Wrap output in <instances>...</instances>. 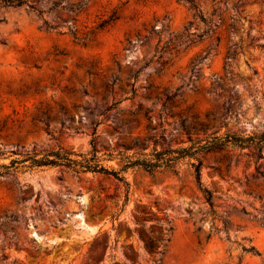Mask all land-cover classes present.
Listing matches in <instances>:
<instances>
[{
    "label": "rangeland",
    "instance_id": "1",
    "mask_svg": "<svg viewBox=\"0 0 264 264\" xmlns=\"http://www.w3.org/2000/svg\"><path fill=\"white\" fill-rule=\"evenodd\" d=\"M212 20L199 37L185 0H0V164L93 145L119 170L188 135L262 133L264 0ZM198 160L128 167L127 184L21 163L0 175V264H264V145Z\"/></svg>",
    "mask_w": 264,
    "mask_h": 264
},
{
    "label": "trees",
    "instance_id": "2",
    "mask_svg": "<svg viewBox=\"0 0 264 264\" xmlns=\"http://www.w3.org/2000/svg\"><path fill=\"white\" fill-rule=\"evenodd\" d=\"M189 7L194 11V16L198 18L203 23V28L197 34L199 37L208 34L210 30V25L213 20L212 17L216 15L219 4L223 0H212L211 10L209 14H205L204 11L200 8L196 0H185ZM22 1H17L15 5H20ZM189 23L188 25H190ZM194 33H190L189 27H184L183 32L179 37H189ZM76 37V36H75ZM208 139L201 143V140H193L188 135L189 145L176 147L171 149L156 150L153 149L150 157H140L136 158L133 161L125 164L121 169L115 170L109 167L104 166L101 163L100 158L96 154V149L92 145V149L87 153H77L72 150H62V151H51L43 154L41 157H36V155L26 156L23 159H11L8 164H0V175L9 173L12 170H15L21 163L29 161L26 167H42V166H64L72 170L79 172H92V173H102L111 175L114 178L124 181V178L120 175L121 170H124L128 167L140 166L146 171H154L157 168H164L168 170H175L177 165L181 160L185 158H192L198 160V155L206 153L210 150L221 148L224 145L232 144L241 149L256 146V144L264 145V131L256 135H247L241 136L236 134L225 133L224 136H208ZM144 149L148 147L147 145H137ZM260 148V147H258ZM1 154V153H0ZM75 156V157H72ZM195 176L198 184H200V162L194 165ZM125 182V181H124ZM125 184H127L125 182ZM203 192L205 194L206 200L211 203L212 193L210 190L204 188ZM264 213V211H263ZM242 249L246 252H252L259 254L254 246L245 247ZM151 250L154 249L151 247ZM6 258L3 256V259Z\"/></svg>",
    "mask_w": 264,
    "mask_h": 264
}]
</instances>
